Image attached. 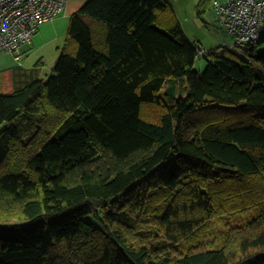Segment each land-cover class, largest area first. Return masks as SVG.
I'll return each instance as SVG.
<instances>
[{"label":"trees","instance_id":"1","mask_svg":"<svg viewBox=\"0 0 264 264\" xmlns=\"http://www.w3.org/2000/svg\"><path fill=\"white\" fill-rule=\"evenodd\" d=\"M261 46L201 54L167 0H90L48 79L1 73L0 264H264V208L230 219L264 202Z\"/></svg>","mask_w":264,"mask_h":264},{"label":"built area","instance_id":"2","mask_svg":"<svg viewBox=\"0 0 264 264\" xmlns=\"http://www.w3.org/2000/svg\"><path fill=\"white\" fill-rule=\"evenodd\" d=\"M68 0H0V51L22 61L39 26L61 14ZM219 21L233 36V47L247 50L264 33V0H214ZM200 52L205 51L201 46Z\"/></svg>","mask_w":264,"mask_h":264},{"label":"rangeland","instance_id":"3","mask_svg":"<svg viewBox=\"0 0 264 264\" xmlns=\"http://www.w3.org/2000/svg\"><path fill=\"white\" fill-rule=\"evenodd\" d=\"M183 12L185 15H189L191 12L189 1L184 0ZM217 18L218 16L214 11L207 10L204 19L199 21L196 20V26H192L191 22V25L186 27L189 38L201 42L200 46L206 51H221L224 47L233 46V36L219 21V19L217 20ZM48 27L49 29L46 31V33H44V37L41 41L38 40L39 37L42 36L41 30L39 34L36 35V39L38 41L36 42L35 46L31 44H25L22 46L21 50L23 58L21 62L14 60V55L6 52L0 53V60L8 63L15 62L17 63L16 66H23L26 69H31L39 65V68H41L42 77L48 79L53 73L55 64L60 54V48L64 44L68 29V27L62 26L61 23L54 28H52L53 26L50 23H48ZM258 51H264V46L259 47ZM207 64L208 61L205 58H199L196 61L195 68L199 73H202L206 69ZM254 183H257V180H255ZM252 186L255 187V184ZM250 198H252L253 201V196L249 197V202L252 203ZM261 207L264 208V202L261 204L258 203V205H252V207L247 209V211H249L247 213L246 211H239L238 213L232 214L231 216L227 212L220 216V213H216L212 219L213 229L215 232H218L227 228L225 220L229 219V216L232 221L231 227L234 226L235 222H246L247 220L251 219L253 211H255L256 208ZM208 234H211V232L207 231L208 239H211V235Z\"/></svg>","mask_w":264,"mask_h":264},{"label":"crops","instance_id":"4","mask_svg":"<svg viewBox=\"0 0 264 264\" xmlns=\"http://www.w3.org/2000/svg\"><path fill=\"white\" fill-rule=\"evenodd\" d=\"M88 1H90V0H68L65 10L61 14H59L52 21L43 23V24H41L39 26V28H38L37 32L35 33V35L33 36L32 41H31L30 44L35 46L36 42L38 40L41 41L43 39L44 33H46V31L49 29L48 23H50L53 26L52 28L58 26L60 23L62 24V26L68 27L69 19H70L71 15H73L76 12H78L82 8V6H84ZM167 1L172 6V8L174 9V11H175V13L177 15V18L181 22V25H182V27H183V29H184V31H185L187 36H188V34H187V31H186V27L188 25H191L190 24L191 22H192V26H196V23H195L196 20L199 21V20L204 19V17H205V13L202 14V16H200V17L197 14V5L200 2V0H186V1H189L190 8H191V12L189 13V15L188 14L185 15L184 12H183L184 0H167ZM213 1L214 0H211V5H210L211 7H209L208 10L209 11L212 10V11L215 12V14H217L216 9H215L214 4H213ZM221 1H225V0H221ZM217 20H218V18H217ZM40 30H41L42 36H40L39 39L37 40L36 39L37 38L36 35L39 34ZM188 38H189V36H188ZM189 39L192 40L191 38H189ZM192 41L199 42L198 40H192ZM2 52L3 53L4 52L9 53L7 51H2L1 50L0 53H2ZM14 60H15V58H14ZM16 65H17V63H15V62L14 63H12V62L8 63V62L0 60V75H1V73L7 71L8 69L13 68ZM1 78H0V84L1 83L3 84V83H5L4 80L7 79V75L6 76H2Z\"/></svg>","mask_w":264,"mask_h":264}]
</instances>
